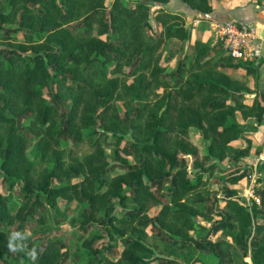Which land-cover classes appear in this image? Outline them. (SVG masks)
Instances as JSON below:
<instances>
[{
	"label": "trees",
	"instance_id": "16d2710c",
	"mask_svg": "<svg viewBox=\"0 0 264 264\" xmlns=\"http://www.w3.org/2000/svg\"><path fill=\"white\" fill-rule=\"evenodd\" d=\"M168 1L63 0L61 8L56 0H9L23 6L19 22L25 30V42L0 48V172L9 189L21 185L23 199L11 212L0 192V222L10 227L0 229V255L17 260L29 254L35 264H64L67 251L62 250L63 242L44 243L32 249L28 236L27 253L16 238L25 235L23 224L27 219L45 223L41 208L55 207L57 199H69L86 203L78 228L90 235L82 241L89 254L95 256L89 264H150L153 250L136 235L152 222L158 226L157 234L162 240L168 235L180 247L198 244L216 256L215 264H249L244 260L233 263L219 242H200L191 237L194 218L201 211L190 201V195L200 188L204 173L213 171L218 162L227 159L235 165L248 154V139L244 148L231 146L243 130L236 114L258 124L264 119V106L259 97L247 104L244 93L250 90L248 85L222 71L224 67L240 65L228 61L233 59L225 54H211L209 45L200 40L193 44V58L186 69L188 77L180 79L177 85L164 80L165 67L158 61L167 40L183 41L189 37L178 15L161 8L152 10L154 5ZM180 1L200 13L212 9L210 0ZM28 5L41 6L39 21L27 13ZM151 15L155 26L162 25L156 32L150 23ZM74 17L79 20L71 29L67 24ZM35 33L43 39L34 40ZM110 63L128 65L125 76L136 79L137 93L141 89L147 92L152 86L162 88L161 107L147 115L146 139L142 142L127 140L121 145L123 136L107 124L114 112V96L121 87L119 75L107 76L105 66ZM245 64L247 73L255 72L253 63ZM183 67L179 61L176 72L181 73ZM87 78H93V84H87ZM48 82L52 85V100L42 93ZM64 82L71 92V103L63 128L55 129L62 122L57 105L62 94L53 86ZM133 86L125 88L130 91ZM15 103L20 105L17 110L13 109ZM30 116L37 126L44 127L43 137L53 150L52 169L36 181L31 178L34 163L27 157L28 141L21 125ZM1 126H7L3 133ZM90 126L100 128L103 144L112 147L111 159H107L104 145L97 137L81 160H64L58 149L60 134L64 132L78 141L82 129ZM191 128L198 129L208 142L203 155L190 139ZM109 132L117 137L114 141L107 140ZM128 156H137L136 162H129ZM108 166L121 172L108 181L106 190L99 191L97 183L102 181ZM243 176L241 172L231 182ZM76 177L79 180L72 183ZM165 183L170 185L166 194L161 191ZM221 195L225 203L219 218L212 223L213 230L224 231V222H235L226 234L244 253L249 248L252 264H264V223L254 221L257 213L264 220V192H259L260 202L252 210L242 202L237 189L225 187ZM216 197L219 206L221 199ZM115 200L123 210L120 217L112 215ZM154 205H160V210L151 218L147 212ZM114 234L121 238V255L115 261L103 259L101 251L111 252ZM103 235L109 240L102 241L99 248L96 240ZM166 260L159 264L173 263L172 259Z\"/></svg>",
	"mask_w": 264,
	"mask_h": 264
},
{
	"label": "rangeland",
	"instance_id": "374dc122",
	"mask_svg": "<svg viewBox=\"0 0 264 264\" xmlns=\"http://www.w3.org/2000/svg\"><path fill=\"white\" fill-rule=\"evenodd\" d=\"M125 2V0H123ZM56 3L62 8L63 0H56ZM28 12L36 17V21H39L42 17V8L40 5L35 7L27 6ZM155 7H152V10ZM23 11L22 4L13 5L9 0H0V48L7 47L8 44L20 45L25 42L24 33L25 30L20 26V13ZM77 17L72 18V22L67 24L68 27L73 29V25L79 20ZM150 23L153 29L160 30L162 25H154L152 20V15L150 17ZM66 26V25H64ZM153 31V30H152ZM189 36L186 40L178 39H168L163 50L159 55V63L165 67V71L162 74L164 80L169 82L171 85H177L180 79L188 77L186 75V69L193 58V43ZM43 39L40 35L34 34V40ZM209 44L207 41H203ZM220 49V48H219ZM182 61L184 67L181 73L176 72L177 64ZM232 61L233 60H229ZM235 62V61H234ZM239 67H233L230 71L233 75H240L244 72V67L247 65L243 62H236ZM255 63L251 66L255 67ZM107 71V76L119 75L121 78V87L117 91L113 99L114 112L113 115L107 119V124L114 130H117L121 137V145L125 144L127 140L142 142L146 139V119L147 115L152 111H157L162 104L160 95L162 94V88L152 86L144 92L142 89L140 93H137V81L134 77H126V72L128 70V65L120 64L116 66V63H110L105 66ZM223 71V70H222ZM244 74V73H243ZM242 75V74H241ZM244 76V75H242ZM93 78H87V84L92 83ZM95 81H99L96 79ZM101 82V80H100ZM134 84L133 90H127L125 86ZM53 87L59 89L62 94L60 102H57L59 112L62 114L61 123L57 124L55 129H62L64 123V117L66 112H68L69 104L71 103V92L69 90L68 84L56 83ZM52 85L50 82L42 89L43 96L47 100H52ZM20 107L18 103L13 105V109L17 110ZM13 113V112H12ZM22 127L25 129V137L28 141L27 147V157L33 161L34 169L32 170L31 178L36 181L44 172L52 169L54 165L52 148L50 144L47 143L46 139L43 137L44 127L37 126L32 117L24 118L21 121ZM3 127L2 133L6 131L7 126ZM190 139L195 143L203 155L206 153V147L208 142L203 139L200 132L196 128L190 129ZM108 141H114L117 137L113 136L111 132L106 133ZM99 137L100 140H104V135L100 133V128H95L90 126L84 128L81 131V138L78 141L73 140L71 137L67 136L66 133L60 134L59 151L63 154V159L70 161L72 159L81 160L85 155L90 152L92 144L95 138ZM104 145V144H103ZM104 152L107 155V159H111L112 147L104 145ZM129 162L135 163L137 156H128ZM239 162V159L238 161ZM239 166V167H238ZM251 169L247 168L243 164H230V160L224 159L216 164V168L210 173H204L203 180L200 188L197 192L190 195V201L201 211L199 216L194 218V230L190 231V235L193 238H197L200 242L212 241L219 242L220 248L224 252H228L233 263L241 262L242 260L251 263L250 250L244 253L243 250L239 248L233 239L226 234L227 231L231 229V225H236L235 222L229 220L227 227L224 231L221 229L213 230V221H216L218 213L224 204H216V195H221L225 187L231 188L232 179L241 172H244L246 176ZM188 171L192 172V169L188 167ZM119 168H111L105 170L102 181L97 183V189L99 191H104L107 188L108 181L116 174L120 173ZM79 179L72 178L71 182H76ZM103 182V184H102ZM170 185L165 183L161 188V191L165 194L169 192ZM250 187V182L245 185L241 184L238 188L240 199L242 202L252 210L254 205L259 203L254 200L247 199L242 195L244 190ZM21 185H16L14 188L9 189L8 186L3 182L2 175L0 172V192L3 197L7 199L8 207L10 211H15L18 206H20L23 199V194L21 191ZM254 193L259 196L260 190L254 187ZM86 203L77 200L69 199H57L55 207L45 206L41 208V213L45 217V223H39L35 219H27L23 224V229L25 232L24 236L16 238V243L19 244L20 248L27 250L28 245L26 237L31 238L32 249L34 247L42 246L44 243L48 244L53 241L63 242L65 244L64 249L67 251L64 264H89V260L95 259V256L89 254L87 249L82 245V241L85 238H89V233L83 234L78 228L81 221V212L85 209ZM129 207V206H128ZM112 215L118 217L123 215L122 208L114 201L112 207ZM160 210V205L151 206L148 210V215L151 218L156 217L158 211ZM102 215V212L99 213ZM254 221L263 224L264 220L261 218V214L257 213L254 216ZM10 227L4 223L0 222V229H9ZM99 229L100 227H96ZM159 231L158 226L153 222L144 229L142 233L136 236L141 239V241L153 250L151 254L150 264H159V262L166 263L167 258L172 259V264H215L217 262L216 256L198 246V244H189L188 247H180L179 243L174 242V239L167 238L162 240L157 234ZM102 233V231H101ZM107 235H103V238L96 240V246L101 248L102 241H108ZM110 244L112 245L111 252L105 250L101 251V257L106 260H116L121 255L123 250V244L121 238L114 234L113 239L111 238ZM3 261H9L13 264H35L31 255L19 257L14 260L11 257H6L5 255H0V264ZM104 264V263H102Z\"/></svg>",
	"mask_w": 264,
	"mask_h": 264
},
{
	"label": "crops",
	"instance_id": "0c3cea01",
	"mask_svg": "<svg viewBox=\"0 0 264 264\" xmlns=\"http://www.w3.org/2000/svg\"><path fill=\"white\" fill-rule=\"evenodd\" d=\"M211 11L208 13H200L189 8L180 0H169L163 5H154V9L161 8L165 12L176 14L181 18V23L185 26L189 36H191V43L195 40L209 42L211 54L224 55L219 45L214 42L213 34L210 30L209 23L211 20H237L247 23H252L256 26L257 34L261 39H264V0H210ZM175 39V38H171ZM217 49L219 52H216ZM232 62V61H231ZM238 61H233L236 63ZM233 67L222 68L223 72L232 79L244 82L250 90L244 93V101L247 104L252 103L255 97L264 106V58L255 65L254 73L233 75L230 71ZM245 69V68H244ZM261 96V97H260ZM236 120L243 128L240 137L231 143L233 148H244L247 145V139L250 141L249 152L246 156L239 158V162L235 164H243L251 169L250 172L256 174L254 185L258 190L264 192V119L257 124V122L250 118L243 120L239 113L236 114ZM231 164V163H230ZM239 167V166H238ZM247 181L243 176L235 183L231 182V188H240L243 183L246 185ZM244 191L247 190L243 189ZM239 192V191H238ZM241 195V193H239ZM243 195V193H242Z\"/></svg>",
	"mask_w": 264,
	"mask_h": 264
},
{
	"label": "built area",
	"instance_id": "2783aa9c",
	"mask_svg": "<svg viewBox=\"0 0 264 264\" xmlns=\"http://www.w3.org/2000/svg\"><path fill=\"white\" fill-rule=\"evenodd\" d=\"M214 42L219 45L222 52L234 61L258 64L264 58V39H261L252 23L237 20H211L209 23ZM250 183H255L256 174L249 172L244 176ZM251 184L244 191V197L259 203L260 198L254 193ZM220 203H225L223 195H218Z\"/></svg>",
	"mask_w": 264,
	"mask_h": 264
}]
</instances>
